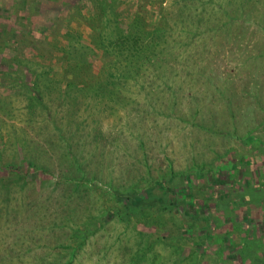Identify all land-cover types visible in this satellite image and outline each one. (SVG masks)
Wrapping results in <instances>:
<instances>
[{
  "label": "rangeland",
  "instance_id": "1",
  "mask_svg": "<svg viewBox=\"0 0 264 264\" xmlns=\"http://www.w3.org/2000/svg\"><path fill=\"white\" fill-rule=\"evenodd\" d=\"M92 1L0 0V159L50 172L0 184V264H264V0ZM135 16L165 56L98 96Z\"/></svg>",
  "mask_w": 264,
  "mask_h": 264
},
{
  "label": "trees",
  "instance_id": "2",
  "mask_svg": "<svg viewBox=\"0 0 264 264\" xmlns=\"http://www.w3.org/2000/svg\"><path fill=\"white\" fill-rule=\"evenodd\" d=\"M116 0H93L92 3L94 4L95 8V15H105L106 14V8H108L109 4L115 3ZM106 4V5H105ZM138 17L135 16L132 22V28L126 29L125 32H121L117 38L109 43V47L115 51L114 53L118 55V58L122 59L123 62H126V65L124 68H118L117 64L113 67V73L109 78L104 82L103 85L101 83H96L99 79V75H94L95 77H89V80L92 79V85L93 87L97 88L98 96L103 95L106 91L110 90L112 94L116 93V87L119 86L122 82H128V80H133L137 77L138 73H141V69L146 64H152L154 62V58H161V55L165 56L166 52V45L168 44V39L166 37V29L167 27L158 25L154 27V29L151 30H144V33H139V30H135L133 26L138 22ZM95 35L92 37L93 44H95V40L97 36H100L103 31L99 28H93ZM98 33V34H97ZM139 34V35H138ZM144 34V35H142ZM75 47V45H74ZM72 48L73 52L68 53V68L74 67L75 69H71L69 73L72 75L73 79H71V86L74 85L73 82H81V73H76L77 66L82 65H91L88 59V56L85 55V60L82 61L80 58L78 60L77 56V50L79 48ZM66 52V49H64ZM158 52V53H157ZM161 54V55H160ZM103 56V55H102ZM117 58V59H118ZM76 62V63H75ZM77 64V65H76ZM92 66V65H91ZM82 67V66H78ZM67 73V71H66ZM68 73V74H69ZM95 79V80H94ZM82 82H87L82 81ZM100 82V79H99ZM35 86V85H33ZM70 87H67V89H71ZM118 88L119 92L122 93L123 89ZM32 158H24L20 161V167L21 170H18L17 167H12V164L4 165L2 160L0 159V184L3 186L9 185L11 180L13 178H19L21 180H26L27 173L28 174H34L35 176L40 177H48L50 176V172L48 169L43 165H38L36 162H34ZM8 172V173H7ZM5 173V176L3 175ZM71 182L74 183L77 187L82 184V182L71 179ZM160 188V190L163 192L161 194V197L158 198V200L155 199V190ZM174 188V187H173ZM169 191L170 188L167 186V183L164 182L162 184H158L156 187L150 189L149 191H146L144 193V196H139L137 194H131L127 195L126 202L122 201L123 196L122 195H116V200L124 204V209L127 211H131L134 208L137 207H145V206H152L156 203L161 205V210H170L172 207H176V201L175 197L169 198L166 193H164L163 190ZM176 190V189H173ZM184 202V201H183ZM116 213V212H114ZM194 219H199V216L194 217ZM91 225V224H90ZM100 224H97V227H99ZM90 227V226H89ZM96 228V227H95Z\"/></svg>",
  "mask_w": 264,
  "mask_h": 264
}]
</instances>
